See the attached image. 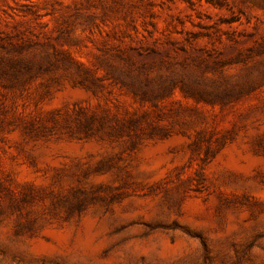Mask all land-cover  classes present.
<instances>
[{"label": "rangeland", "instance_id": "obj_1", "mask_svg": "<svg viewBox=\"0 0 264 264\" xmlns=\"http://www.w3.org/2000/svg\"><path fill=\"white\" fill-rule=\"evenodd\" d=\"M0 264H264V0H0Z\"/></svg>", "mask_w": 264, "mask_h": 264}]
</instances>
